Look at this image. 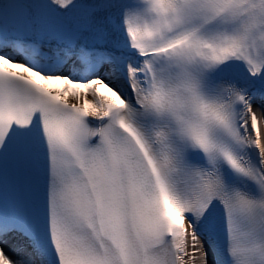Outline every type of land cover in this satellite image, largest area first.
Listing matches in <instances>:
<instances>
[{
  "label": "snow or ice",
  "instance_id": "snow-or-ice-1",
  "mask_svg": "<svg viewBox=\"0 0 264 264\" xmlns=\"http://www.w3.org/2000/svg\"><path fill=\"white\" fill-rule=\"evenodd\" d=\"M0 264H264V0H0Z\"/></svg>",
  "mask_w": 264,
  "mask_h": 264
}]
</instances>
